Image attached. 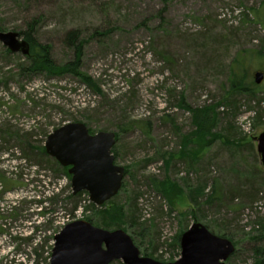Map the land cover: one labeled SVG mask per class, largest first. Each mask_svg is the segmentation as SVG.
Returning a JSON list of instances; mask_svg holds the SVG:
<instances>
[{
  "label": "rangeland",
  "instance_id": "rangeland-1",
  "mask_svg": "<svg viewBox=\"0 0 264 264\" xmlns=\"http://www.w3.org/2000/svg\"><path fill=\"white\" fill-rule=\"evenodd\" d=\"M29 25L57 64L74 58L67 35L76 31L81 72L101 94L71 76H15L25 56L0 43V122L32 132L36 145L46 132L68 123H83L89 134L114 133L111 153L124 168L123 187L97 208L114 214L120 207L126 219L121 228H104L96 211L82 208L86 201L72 216V205L61 203L46 216L51 224L37 233L50 239L40 257L29 253L33 246L17 249L12 238L0 235V264H48L53 237L77 220L123 230L141 257L164 264L180 258L181 235L199 223L233 243L236 253L226 264H253L254 247H264V212L248 209L264 208V168L253 141L264 130V108L256 107L260 115L253 121L249 111L253 100L264 99V78L254 82L256 72L264 75V0H0V32L19 34ZM9 71L14 77L4 87ZM237 84L241 87L234 89ZM244 87L255 89L256 96L241 91ZM187 107H209L218 119L212 132L219 138L201 154L193 146L182 153V139L194 130ZM225 135L245 138L242 144L251 147L226 143ZM4 160L0 169L9 164ZM47 178L42 191L33 184L5 193L0 209L54 188L65 190L63 199L70 180ZM154 180H167L183 193L169 206ZM202 186L206 197L192 204L190 190ZM20 208L23 216L34 215L5 222L13 236L28 237L43 221L34 206ZM256 224L263 229L255 230Z\"/></svg>",
  "mask_w": 264,
  "mask_h": 264
},
{
  "label": "trees",
  "instance_id": "trees-1",
  "mask_svg": "<svg viewBox=\"0 0 264 264\" xmlns=\"http://www.w3.org/2000/svg\"><path fill=\"white\" fill-rule=\"evenodd\" d=\"M2 29L3 28L0 27V30ZM33 31V26L29 25L26 31H22L19 33L20 37L28 42L29 53L25 56L24 62L16 66L15 71H17V74L15 76L27 79L41 75L48 79H59L65 76H71L78 79L83 85H86L87 87L93 89L95 93L101 94V91L98 88L97 84L88 75L81 72L82 42H79L78 34L76 31H71L67 35V45L74 50V58L71 61L65 62L64 64H57L52 59L50 54V47L48 45L38 43L33 35ZM6 53L8 56L11 55L8 51H6ZM7 74L8 76L3 82L4 87H8L9 81L14 77L12 71L7 72ZM235 86L236 87H233L234 89L241 87L240 84H237ZM241 91L252 96L256 94V90L250 89L249 87H244ZM252 98L256 99L257 97ZM180 104L181 107H183V103ZM252 104L255 107L253 106V109L249 111V113L252 114L253 121L254 119H259L260 114L256 109L262 107L264 108V99L253 100ZM2 105L3 104L0 103V108L2 107ZM12 108H14V111H17L18 106H13ZM186 109L189 111V113H191L192 127L194 128V130L182 139V153L183 155L186 154L187 149H189L188 147L193 146L196 149H199V153L201 154L209 147V145L213 141L219 138L218 134L212 132L213 127H215L218 122V119L213 113V110L209 107H203L200 109H190L189 107H187ZM166 118L167 117H165V119ZM32 135V132H23L15 128L14 125L10 124V121L4 120L0 122V167L1 164H3V161L5 162L4 158L9 159L7 161L9 162V164L4 166L3 169H0V201L3 199L5 193L12 192L17 188L33 186V184H37V186L40 187L43 179H45L46 177H48V180L49 177L53 180L61 178L62 176H65L68 180H70L71 178V176L68 174L67 168L61 167L45 152L44 143L49 133L46 132L42 136L43 139L38 142V145L32 142ZM225 140L226 143H229L231 145H239L246 141L245 138L230 139L227 135H225ZM245 145L251 147L249 143ZM9 169H12V171H9ZM24 176L29 178H27L26 182ZM151 182L156 191L158 193H162L169 206L173 205V197L175 195L183 193V191L179 189L178 186L174 184L172 185V187L169 186L167 180H154ZM186 187L187 189L190 188L188 186ZM42 189L43 186L40 187L41 191ZM41 191H39L36 200L35 198H32L27 201L25 200L26 198L22 197L16 202L12 203L9 208L0 209V235L12 238V240L15 241L14 243H17V249H19L21 244L33 246L34 248H32L29 253L31 255L35 254L36 257H40L41 253L43 252L42 250L44 246H46L48 241L50 240L49 237H46V235L38 236L37 233L39 232V229L42 230L43 228L51 224L50 220H47L46 216L49 214H54L56 206L61 203H63L64 206L69 204L72 205V216L74 215V212L78 211L79 208H81L82 201H86L87 205H84L82 208L85 211H87L88 209L91 211H96L104 228H121L124 224V219H126V216H124L122 208L120 207H116L115 213L111 214V212L106 208L99 209L94 206L89 202L86 192H81L73 195L71 189H69L68 187V194L62 199L61 197L65 190H62L61 188H54L52 190L49 189V192L46 194V196H44V193L42 194ZM190 191L191 194H188V198L192 204L198 205V200L200 198L206 197L204 193V186L196 189H191ZM206 200L208 201V199ZM210 200H212V198H210ZM218 200L222 201L221 197ZM23 204H29V207L34 206V208L38 211L35 215L40 217L43 223L41 225L34 226V230L28 237H23L20 234L13 236L12 234H10V230L12 229L10 227V224L5 221L6 219H11V221L14 223L19 219H24L25 217H27L22 215V208H20V206ZM255 206L258 205L254 204L252 207L248 208L249 211L253 212ZM33 215L34 213H30L28 214L27 218L30 219V217H32ZM254 229L258 230L263 228L261 227V225L256 224L254 226ZM261 236H264V234H262ZM221 237L227 238L226 236ZM37 239L38 243H35ZM235 253L236 250L232 254V256ZM253 254L255 255L253 264H264V247H254ZM26 259L30 261L29 256H26ZM30 262L31 264H33L35 261Z\"/></svg>",
  "mask_w": 264,
  "mask_h": 264
},
{
  "label": "water",
  "instance_id": "water-1",
  "mask_svg": "<svg viewBox=\"0 0 264 264\" xmlns=\"http://www.w3.org/2000/svg\"><path fill=\"white\" fill-rule=\"evenodd\" d=\"M0 43L11 53H29V44L15 32H0ZM263 73L254 74L260 84ZM253 141L264 168V130ZM115 134H89L83 123L65 124L48 135L44 143L46 154L61 167L67 168L72 194L86 192L96 207L103 206L121 189L124 168L115 165L111 153ZM180 258L166 264H226L235 252L233 243L216 236L199 223L192 224L180 237ZM164 264L141 257L132 239L123 230L108 231L90 222L67 223L53 237L48 264Z\"/></svg>",
  "mask_w": 264,
  "mask_h": 264
},
{
  "label": "built area",
  "instance_id": "built-area-1",
  "mask_svg": "<svg viewBox=\"0 0 264 264\" xmlns=\"http://www.w3.org/2000/svg\"><path fill=\"white\" fill-rule=\"evenodd\" d=\"M248 127L250 128V124H248ZM256 210H260L261 212H264V208H261L260 206H255L253 212H255Z\"/></svg>",
  "mask_w": 264,
  "mask_h": 264
},
{
  "label": "bare ground",
  "instance_id": "bare-ground-1",
  "mask_svg": "<svg viewBox=\"0 0 264 264\" xmlns=\"http://www.w3.org/2000/svg\"><path fill=\"white\" fill-rule=\"evenodd\" d=\"M122 187V186H121Z\"/></svg>",
  "mask_w": 264,
  "mask_h": 264
}]
</instances>
